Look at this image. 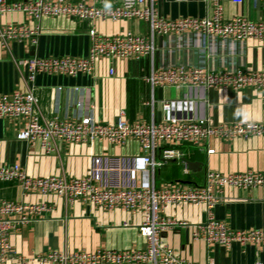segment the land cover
<instances>
[{"label": "built area", "instance_id": "2783aa9c", "mask_svg": "<svg viewBox=\"0 0 264 264\" xmlns=\"http://www.w3.org/2000/svg\"><path fill=\"white\" fill-rule=\"evenodd\" d=\"M200 1V0H176ZM207 11L203 16L166 17L158 7L159 0H112L108 6L95 5L90 0H0V16L21 12L30 18L63 16L78 20L102 22L121 19L144 21L147 32L99 34L89 31L88 52L81 56H37L19 58L17 63L28 71L33 82L38 73H55L76 76L94 72L98 59L138 60L148 58L150 70L145 80L150 88L187 89L177 98H155L149 101L151 110L160 103L164 112L160 121L141 116L127 119L119 110L113 122H99L82 111V98L74 101V110L66 118L41 121L34 112L38 101L33 90L0 92V119L16 120L14 136L29 144H39L43 152L55 149V142L91 144L105 141L122 145L136 141L141 153L130 158L96 155L84 176L29 175L18 163L0 164V180L15 182L24 192L42 196L56 195L69 201L83 200L105 210L122 209L142 216L138 233L145 241L144 248L96 249L60 251L49 250L37 256L39 264H199L180 256L162 239V233L176 227L190 228L193 241H202L207 247L219 245L230 248L233 243L264 247V228L234 229L215 217L213 208L223 200L226 188L250 190L264 188V172L246 170L222 173L208 170L202 183L183 181L156 185L155 169L171 159L183 157L182 145L207 146L211 138L233 139L264 137V122L212 123L205 115L196 116L192 108L204 95L193 97L194 90L203 94L211 88L264 89V71H247L224 67L210 69L204 62L182 65L167 63L155 66V55L160 48L174 51L173 44L188 38L192 45L208 50L228 41L244 44L247 40L264 41V19L254 20L242 14L225 17L222 0H201ZM241 3L243 0H232ZM39 26L29 27L19 22L0 24V47L9 42L29 41L36 44ZM157 38L161 42L157 43ZM170 42V43H168ZM170 47V48H169ZM114 73V68H109ZM60 89V88H59ZM76 91L79 88H74ZM81 93L82 92L81 90ZM85 94V93H84ZM92 107V105H91ZM156 150L160 156L156 158ZM207 153L214 149L206 148ZM183 203L203 206L205 219L198 223L167 217L168 208ZM49 210L44 201L19 202L0 200V261L11 256L9 236L23 224L42 218ZM256 264H263L257 262Z\"/></svg>", "mask_w": 264, "mask_h": 264}, {"label": "crops", "instance_id": "0c3cea01", "mask_svg": "<svg viewBox=\"0 0 264 264\" xmlns=\"http://www.w3.org/2000/svg\"><path fill=\"white\" fill-rule=\"evenodd\" d=\"M98 6L112 5V0H90ZM225 17L242 14L254 20L264 19V0H243L235 3L222 0ZM160 12L166 17L203 16L207 11L204 1L159 0ZM19 22L29 27L39 26L36 44L29 41H11L7 47H0V92L32 89L38 101L34 112L41 121L51 118H66L72 115L74 101L82 98V111L99 122H113L119 110H124L127 119L141 116L160 121L164 112L155 104L151 110L149 101L153 95L177 98L187 89L154 88L146 82L150 70L148 58L98 59L93 73L68 76L55 73H38L33 82L28 80L27 68L17 60L31 55L37 56H81L88 52L89 31L99 34L147 32L144 21L78 20L63 16L30 18L21 12L0 16V24ZM161 39L157 38V43ZM170 43V42H168ZM173 44L174 51L160 48L155 55V66L167 63L182 65L204 62L210 69L238 67L247 71H264V41L249 39L244 44L228 41L208 50L192 45L188 38L180 44ZM33 47V49H32ZM170 48V47H169ZM33 51V54L31 52ZM114 73H109V68ZM60 88V89H59ZM74 88H79L75 90ZM82 92L84 93H81ZM193 97L204 95L192 108L196 116H207L214 123L264 122V89L244 87L211 88L206 92L194 90ZM92 105V107H91ZM16 120L0 119V164L18 162L29 175L62 177L84 176L92 158L96 155L130 158L141 153L140 145L130 139L122 145L105 141L91 144H66L55 142V149L43 152L39 144H29L14 136ZM212 148L207 153L206 148ZM183 157L197 162L187 168L182 158L166 161L155 169L154 182L183 181L202 183L208 170L222 173L256 170L264 172V137L220 139L211 138L207 146L182 145ZM156 158L160 151L156 150ZM19 202L44 201L49 206L42 218L23 224L11 232L9 242L11 256L0 264H39L37 256L56 249L70 252L77 250L144 248L145 241L138 233L142 216L119 208L105 210L83 200L69 201L56 195L42 196L24 192L15 182L0 180V200ZM217 219L234 229L264 228V188L250 190L226 188L223 200L213 208ZM167 217L185 220L189 223L205 219L203 206L183 203L168 208ZM190 228L176 227L162 233L163 241L173 247L182 257L199 264H264V247L233 243L230 248L219 245L207 247L202 241H193ZM50 264V263H45Z\"/></svg>", "mask_w": 264, "mask_h": 264}, {"label": "water", "instance_id": "95a60500", "mask_svg": "<svg viewBox=\"0 0 264 264\" xmlns=\"http://www.w3.org/2000/svg\"><path fill=\"white\" fill-rule=\"evenodd\" d=\"M33 49V47H32ZM31 54H33V51L31 52ZM159 92H161V87L159 88ZM161 94L158 95V98L160 99L161 98ZM158 106L161 107L160 103L157 104ZM176 159H171L170 161H175ZM182 160L185 162V165L187 168H193L197 162H193V161H189L187 160L186 158H182Z\"/></svg>", "mask_w": 264, "mask_h": 264}]
</instances>
